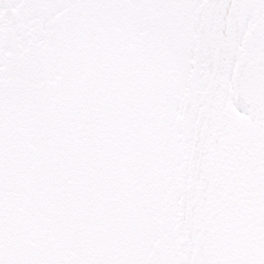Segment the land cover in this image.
I'll list each match as a JSON object with an SVG mask.
<instances>
[{"label":"snow or ice","instance_id":"6c2138e0","mask_svg":"<svg viewBox=\"0 0 264 264\" xmlns=\"http://www.w3.org/2000/svg\"><path fill=\"white\" fill-rule=\"evenodd\" d=\"M0 264H264V0H0Z\"/></svg>","mask_w":264,"mask_h":264}]
</instances>
